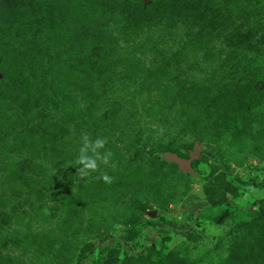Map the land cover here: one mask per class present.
<instances>
[{
  "label": "rangeland",
  "instance_id": "rangeland-1",
  "mask_svg": "<svg viewBox=\"0 0 264 264\" xmlns=\"http://www.w3.org/2000/svg\"><path fill=\"white\" fill-rule=\"evenodd\" d=\"M0 264H264V0H0Z\"/></svg>",
  "mask_w": 264,
  "mask_h": 264
},
{
  "label": "clouds",
  "instance_id": "clouds-1",
  "mask_svg": "<svg viewBox=\"0 0 264 264\" xmlns=\"http://www.w3.org/2000/svg\"><path fill=\"white\" fill-rule=\"evenodd\" d=\"M107 138L97 136L92 139L91 134L84 132L80 136V147L75 160V166H78V173L82 176H88L93 172L100 170L101 164L110 165L113 153L111 150H106ZM99 179L105 183H111L112 178L106 173L102 172Z\"/></svg>",
  "mask_w": 264,
  "mask_h": 264
},
{
  "label": "water",
  "instance_id": "water-1",
  "mask_svg": "<svg viewBox=\"0 0 264 264\" xmlns=\"http://www.w3.org/2000/svg\"><path fill=\"white\" fill-rule=\"evenodd\" d=\"M200 150L197 146L194 147L193 153L187 159L180 158L175 154H166L165 158L169 162L175 163L182 172L192 173L191 163L199 157Z\"/></svg>",
  "mask_w": 264,
  "mask_h": 264
},
{
  "label": "trees",
  "instance_id": "trees-1",
  "mask_svg": "<svg viewBox=\"0 0 264 264\" xmlns=\"http://www.w3.org/2000/svg\"><path fill=\"white\" fill-rule=\"evenodd\" d=\"M166 226L169 228H175L176 227L174 222H168Z\"/></svg>",
  "mask_w": 264,
  "mask_h": 264
}]
</instances>
